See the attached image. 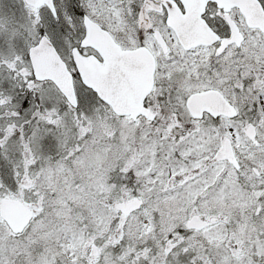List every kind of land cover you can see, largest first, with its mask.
<instances>
[{"label":"snow or ice","instance_id":"6c2138e0","mask_svg":"<svg viewBox=\"0 0 264 264\" xmlns=\"http://www.w3.org/2000/svg\"><path fill=\"white\" fill-rule=\"evenodd\" d=\"M0 264H264V0H0Z\"/></svg>","mask_w":264,"mask_h":264}]
</instances>
